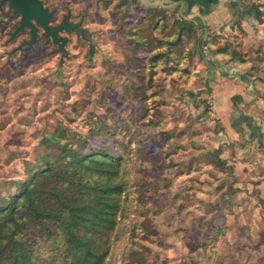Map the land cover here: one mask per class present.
I'll use <instances>...</instances> for the list:
<instances>
[{
	"label": "rangeland",
	"instance_id": "374dc122",
	"mask_svg": "<svg viewBox=\"0 0 264 264\" xmlns=\"http://www.w3.org/2000/svg\"><path fill=\"white\" fill-rule=\"evenodd\" d=\"M43 1L89 38L60 31L64 52L45 36L0 46V193L48 151L44 134L84 139L120 155L129 180L105 264H264V210L232 197L227 155L248 146L219 134L223 118L244 143L253 123L264 136V0L204 6L180 40L184 7L169 0ZM224 96L241 119L218 115Z\"/></svg>",
	"mask_w": 264,
	"mask_h": 264
},
{
	"label": "trees",
	"instance_id": "16d2710c",
	"mask_svg": "<svg viewBox=\"0 0 264 264\" xmlns=\"http://www.w3.org/2000/svg\"><path fill=\"white\" fill-rule=\"evenodd\" d=\"M172 1L190 8L218 0ZM145 18L128 33L137 37ZM164 20L157 23L165 25ZM172 23L179 26L176 40H180L191 21L173 19ZM60 24V31L89 38L83 26L66 17ZM64 41L59 35L57 50L64 52ZM63 136L44 134L42 144L48 151L35 157L24 179L13 180V190L0 193V264H105L129 184L123 159L108 146L86 148L84 139L73 143L62 141ZM220 153L218 147L211 157L224 165Z\"/></svg>",
	"mask_w": 264,
	"mask_h": 264
},
{
	"label": "crops",
	"instance_id": "0c3cea01",
	"mask_svg": "<svg viewBox=\"0 0 264 264\" xmlns=\"http://www.w3.org/2000/svg\"><path fill=\"white\" fill-rule=\"evenodd\" d=\"M169 1L171 2L170 6L172 4L176 7L183 6V19L193 22L202 18L201 16L205 10L204 6H214L216 4H194L192 7L187 8V6L181 1ZM224 99L226 106L218 112V115L222 117L235 113L234 115L238 114L237 117L241 119L245 113H237V109L233 106L232 102H230V104L227 103V96H224ZM227 121H224V119L221 118V124L224 129L223 132L220 131L219 134H223V137H229L230 142H233L232 147L243 144L244 146H248V156L244 159L240 158L239 154L236 153L237 150L234 149H232L230 155H227L229 156L228 161L233 165L234 176L237 177V181L234 182L233 185L235 188L232 197H235V203L237 206L240 205V200L247 202L246 199H249L251 202H255L258 206L256 208L253 207L257 210V213H259V210H264V136L259 132L253 133V130H258V125L253 123V125L249 127L250 130H247L249 135L248 140H252V142L244 143L241 139L244 136V131L232 128ZM254 137L257 141L256 146L253 141ZM257 200L261 202L256 203Z\"/></svg>",
	"mask_w": 264,
	"mask_h": 264
},
{
	"label": "flooded vegetation",
	"instance_id": "af4514ba",
	"mask_svg": "<svg viewBox=\"0 0 264 264\" xmlns=\"http://www.w3.org/2000/svg\"><path fill=\"white\" fill-rule=\"evenodd\" d=\"M42 6L50 13L44 20L36 18V15H27L22 21V13L15 10L10 0H0V46H12L14 50H24L34 48V45L40 40L41 36H45L48 41L55 43L56 49L59 46L60 25L61 20H56L53 8H48L43 0H39ZM134 1V0H132ZM127 2V1H126ZM125 2V3H126ZM125 9V7H124ZM47 29H57L54 34H50Z\"/></svg>",
	"mask_w": 264,
	"mask_h": 264
},
{
	"label": "water",
	"instance_id": "95a60500",
	"mask_svg": "<svg viewBox=\"0 0 264 264\" xmlns=\"http://www.w3.org/2000/svg\"><path fill=\"white\" fill-rule=\"evenodd\" d=\"M132 0H127L126 3L131 2ZM13 4L15 10H20L22 13V21H24L27 15H36V18L41 20V23L44 24V20L50 16V13L42 6V3L39 0H10ZM62 25L60 24L57 29H60ZM50 34H54L56 32L55 29H47Z\"/></svg>",
	"mask_w": 264,
	"mask_h": 264
}]
</instances>
